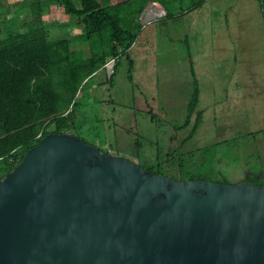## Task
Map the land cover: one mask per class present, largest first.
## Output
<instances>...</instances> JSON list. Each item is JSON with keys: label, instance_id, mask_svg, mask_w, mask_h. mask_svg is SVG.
<instances>
[{"label": "water", "instance_id": "obj_1", "mask_svg": "<svg viewBox=\"0 0 264 264\" xmlns=\"http://www.w3.org/2000/svg\"><path fill=\"white\" fill-rule=\"evenodd\" d=\"M0 264H264V185L176 180L48 134L0 179Z\"/></svg>", "mask_w": 264, "mask_h": 264}, {"label": "rangeland", "instance_id": "obj_2", "mask_svg": "<svg viewBox=\"0 0 264 264\" xmlns=\"http://www.w3.org/2000/svg\"><path fill=\"white\" fill-rule=\"evenodd\" d=\"M33 1L0 0V27H18L24 32L29 25L41 22L47 27L49 40L69 39L71 50L89 57L87 42L80 39L83 26L76 19L62 15L58 6H51L53 9L49 10L42 5L40 15L36 16L30 8ZM153 4L149 3L147 10L160 9ZM162 17L145 24L139 16L140 29L136 26L133 45L84 81L85 85L69 107L73 111V125L66 134L82 139L102 153L128 160L145 170L152 167L160 175L176 180L196 177L214 183L222 179L232 184L257 182L253 178L262 174L253 171L264 166V126H258L257 131V126L235 124L241 121L239 117L227 119L224 116L227 110L209 107L202 110V122L191 138L188 136L197 109L189 126L176 131L186 121L188 103L198 89L194 68L196 72L199 69L194 47L190 50V59L184 43L185 36L191 37L195 31L189 28L188 18L176 22ZM201 32L198 58L207 62V67L204 64L203 67L211 72L209 80H212L218 101L230 91L233 78L230 82L227 74L235 71L237 82L234 84L238 83L240 73L242 80L246 74L250 80H255L256 73L252 76L250 72L259 68V58L247 54L252 46L250 42L216 38L211 46L205 30ZM257 32V27H250L240 32L227 31L228 35L223 34V37H233L230 33L239 37V33H246L241 39H247ZM244 84H239L232 95L245 99ZM205 88H201V106L210 103H205L209 97ZM255 92L250 96L253 98L251 105L260 101L261 109L252 107L249 110L252 116L264 111V92L257 89ZM244 105L246 108L236 109L235 113L247 114L250 103ZM53 128L50 126L48 131Z\"/></svg>", "mask_w": 264, "mask_h": 264}, {"label": "trees", "instance_id": "obj_3", "mask_svg": "<svg viewBox=\"0 0 264 264\" xmlns=\"http://www.w3.org/2000/svg\"><path fill=\"white\" fill-rule=\"evenodd\" d=\"M172 1L182 0H34L30 8L36 16L42 5L49 10L58 6L62 15L83 26L80 39L87 42L89 57L71 50L69 39L49 40L47 27L41 22L29 25L24 32L18 27H0V179L41 138L70 129L73 111L69 107L84 81L133 45L136 26L140 29L139 16L149 3L168 10ZM194 1L193 6H197L205 0ZM197 99L196 89L188 103L186 121L176 131L189 126ZM201 119L197 112L188 138ZM52 125L53 130L48 131ZM148 171L159 174L152 167ZM219 183L232 184L227 179Z\"/></svg>", "mask_w": 264, "mask_h": 264}, {"label": "crops", "instance_id": "obj_4", "mask_svg": "<svg viewBox=\"0 0 264 264\" xmlns=\"http://www.w3.org/2000/svg\"><path fill=\"white\" fill-rule=\"evenodd\" d=\"M194 4V0L172 1L169 4V9L166 10L164 9V7H161L160 4L158 5V3H154L153 5L159 6L160 9L153 7L152 9L147 10V8H145V14L141 20L145 24L150 23L152 21H156L157 19L160 20V18L156 16L158 11H163V17L161 19L166 18L177 22L182 18H188L187 21L189 22V28L195 31V35L194 33H192L191 37L189 35L185 36L184 43L187 46V52L190 59V50L194 47L195 59L198 64L199 70L196 72V69L194 68V77L196 81V87L198 84L199 89V96L197 99L196 109L198 110V112L201 113V118L203 119L204 113L202 110L204 109H208L209 107L211 109L223 108L227 110L224 114L227 119H236V117H239L241 119V121H238L237 123H235L234 121L232 125L249 124L251 126H257L256 130L259 131L258 126H264V111L261 110L259 114H257L256 116H252L249 110L252 107H254V109H261L260 101L254 102V105H251V103L253 102V98L250 96H252L253 93H257L255 92L256 89L261 92H264V0H205L200 5L193 6ZM250 27H257L258 29V32L256 34H252V38L241 39V36H246V33H239V37H235L233 34L230 33L229 35H232L233 37H223V34L225 35L227 31L240 32L243 30H247ZM202 30H205L204 34L208 36L210 40L209 44L211 46L214 45V41L216 38L218 40H221L223 38L225 40L237 39L241 42L248 41L250 42L249 45L252 46L249 47L247 54L253 56L254 58H259L257 59V66L259 68H254L250 72L252 76L254 75V73H256L255 80H250L247 74L246 78L242 80V73H240V76L238 75V79L240 81L238 80V83L234 84V82H237L234 73L235 71H233L230 75H226L230 82L232 81V78L233 81L231 87L228 89L230 90L229 93L223 96L220 101L215 98L214 93L216 92V90L213 84L211 83L212 80H209L210 78H212L211 72L208 73V68L203 67V64L207 67L206 60H201L198 58V54L200 53L201 37L203 36V33L201 32ZM227 35L228 34H226V36ZM242 82H244L245 84H249H244L246 95L245 99L238 98V95H232V91H234L236 87H239V84L241 86ZM202 86H205V91L209 93V97H207L205 103L210 102L208 105L204 106L200 105V102L202 100ZM227 91H224V93H226ZM245 102L250 103V105L247 106V114H244L242 112L235 113L236 109L246 108V106L244 105ZM229 123L230 122H228V125ZM262 141L264 142V138ZM249 159L251 160L250 156ZM253 173H258L260 175L262 174L261 176L259 175L260 177H256L253 179L264 182V166H260L259 169L253 171ZM243 182L254 183L256 181L251 180Z\"/></svg>", "mask_w": 264, "mask_h": 264}, {"label": "bare ground", "instance_id": "obj_5", "mask_svg": "<svg viewBox=\"0 0 264 264\" xmlns=\"http://www.w3.org/2000/svg\"><path fill=\"white\" fill-rule=\"evenodd\" d=\"M161 15H163V11H158L157 15L158 17H160ZM111 64V63H110Z\"/></svg>", "mask_w": 264, "mask_h": 264}]
</instances>
